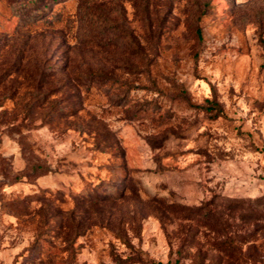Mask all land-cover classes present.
Wrapping results in <instances>:
<instances>
[{"label":"rangeland","instance_id":"374dc122","mask_svg":"<svg viewBox=\"0 0 264 264\" xmlns=\"http://www.w3.org/2000/svg\"><path fill=\"white\" fill-rule=\"evenodd\" d=\"M264 264V0H0V264Z\"/></svg>","mask_w":264,"mask_h":264},{"label":"trees","instance_id":"16d2710c","mask_svg":"<svg viewBox=\"0 0 264 264\" xmlns=\"http://www.w3.org/2000/svg\"><path fill=\"white\" fill-rule=\"evenodd\" d=\"M161 264H163V263H161Z\"/></svg>","mask_w":264,"mask_h":264}]
</instances>
